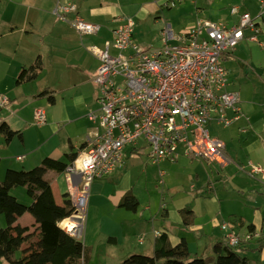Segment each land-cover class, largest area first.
Listing matches in <instances>:
<instances>
[{
    "label": "crops",
    "instance_id": "crops-1",
    "mask_svg": "<svg viewBox=\"0 0 264 264\" xmlns=\"http://www.w3.org/2000/svg\"><path fill=\"white\" fill-rule=\"evenodd\" d=\"M58 1L75 3L79 14L88 21L99 23L101 30L92 35L80 34L66 20L56 16L55 8ZM162 1L0 0V93L10 99L7 106L0 108V122L6 121L13 130L19 131L21 134L15 136L11 142L1 143L0 180L4 178L8 168L31 169L41 164L45 157L63 160V156L70 149L78 153L86 145L89 136L94 137L102 133L103 129L96 128L93 130V124H98L99 121L93 122L88 117V114L96 112L99 108L97 101L98 86L95 85L96 83L93 80L99 61L88 48L93 45L103 46L107 41H112V29L120 24L124 17H131L135 25L139 24L134 29L137 41L143 47L149 49V46L144 45L149 41L143 38L144 30L140 25H147L149 18L153 15L158 17L160 7L164 8ZM232 6H239L243 12L250 13L254 18L264 23V0H183L173 18L164 19L192 20L206 18L223 20L227 18L229 21L236 18L232 21L233 23L231 22V24H234L238 21V17L230 15ZM73 16V14H70L68 18ZM193 21L195 22V20ZM166 23L167 21H165ZM104 27L107 33L100 34ZM176 33H182V31ZM262 39H264V33ZM243 42L237 46L235 51L227 54L230 56L229 59L235 58L234 53L243 45ZM39 56L43 66L37 76L31 80L17 83V78L23 68L33 64ZM241 64L249 73L252 64L250 62ZM227 69L230 78L231 72L228 67ZM42 75L47 76L44 82L40 79ZM231 78L233 79V76ZM231 86L232 84L229 86L230 90L239 93ZM261 104L264 105V101ZM240 106L248 120L243 118L233 124L236 125L235 131L238 136H230L229 138L231 141L236 139L240 145L235 151L237 155H240V152L243 151L245 162L242 166L247 169L250 161L261 165L262 170L255 175H250L246 169L244 170L248 173L246 175L254 178L248 179L254 184L256 189L254 192L260 194V199H264V109L261 106L253 105V102L248 98H241ZM37 108L45 110L47 120L43 125H39L38 130H34L33 125L30 124L29 126L28 123L29 117L34 119V112ZM243 127L246 128L245 131L241 130ZM34 131H37V134ZM223 141L225 142V155L229 158V162L222 167H227L232 162L231 158L236 156L234 155V147L228 150V144L225 140ZM125 153V160L137 154L130 146L126 148ZM18 157H22V159H18ZM125 164L124 161L112 173L99 178L111 177V180L117 179L116 185L113 186L115 196L114 200H111V204L114 202L118 208L129 211L128 218L123 217L127 226L121 231L122 234L120 235L122 236L108 234L110 236L104 238L107 239L104 243L106 257L110 256L109 258H112L115 262H121L134 253L152 256L160 245L162 235L167 237L169 244L172 246L185 238L191 255L190 246L193 241L191 242L189 234H192L193 238L197 234L199 247H201L204 235H208L210 232L215 234V229L212 227L211 230L210 228L218 224V215L220 214L223 216L229 215L227 222H232L233 228L239 234H242L244 230L245 233L249 232L248 225L253 224L255 229L253 232L257 236L250 242L245 243L242 246L243 249H237V251L242 256L247 257L250 264L254 259L256 264H264V247L258 249V241L264 233V202L261 203L259 198H256V196L248 199L237 197V199L244 200L239 201L240 204L234 208L232 205H225L222 198L218 197L217 194H213L211 191L215 190V186L211 185L207 187L208 191L190 195L188 198L185 197L186 200L182 204L165 209L159 226L146 227L143 221H137L135 218L138 207L136 210H130L122 206V198L128 193H133L131 182H126V179H124L127 174L124 171L126 170ZM242 166L238 167L237 165V168L240 170ZM46 176L51 180L56 202L62 205L65 200L64 196L67 193L71 194L76 186V181L74 182L73 178L70 180L65 172L54 170H49ZM114 176H116V179H114ZM118 178H120L119 181ZM99 184L95 180L92 182L88 202H91L93 196L102 192ZM238 187H240L239 191L242 193L247 188L244 184L238 185ZM258 188L260 190H257ZM22 197L23 200L21 201H26L24 200L26 197L24 195ZM29 198L31 199V197ZM66 198H69V196ZM248 200L250 202H246ZM252 201L257 203L260 201L261 205L256 206L252 204ZM184 208L191 210L192 213V222L189 225L183 223L181 209ZM132 212L135 213L131 215ZM153 219L152 217L151 220ZM17 223L22 226H30L31 231H34L38 225L34 216L29 212L18 217ZM6 225L5 215L0 214V228ZM92 226L94 227V223ZM92 226L86 224L82 234V237H84L82 242L88 249L93 246V248L99 247L97 246L98 241L95 240L97 235ZM156 231H159V234H156ZM210 239L212 242L208 244L209 247L205 248L209 249V255L212 256V249L217 243H222V248L226 245L224 241L225 232L223 231L213 238L210 237ZM123 240V247L119 250L118 246ZM205 245H207V242H205ZM111 248H115V250L112 251ZM196 251H198V255L205 254V251ZM252 253L258 256L253 258ZM98 254L96 253V255ZM89 256L88 263H91V250ZM0 264L11 263L4 257H0Z\"/></svg>",
    "mask_w": 264,
    "mask_h": 264
},
{
    "label": "built area",
    "instance_id": "built-area-1",
    "mask_svg": "<svg viewBox=\"0 0 264 264\" xmlns=\"http://www.w3.org/2000/svg\"><path fill=\"white\" fill-rule=\"evenodd\" d=\"M179 1L183 0H163L162 6L172 7ZM230 12L238 17L234 24L197 19L186 31L176 33L166 23L163 44L156 49L143 47L134 35V20L124 17L112 29V41L88 48L99 61L93 75L99 89V108L88 117L99 121L103 131L87 138L65 170L68 178L76 181L70 194L74 211L61 223L71 235L82 237L92 182L122 165L129 146L134 153L146 151L156 164L164 160L176 163L182 157L222 166L229 162L225 142L211 134L209 125L228 127L248 117L240 106L239 93L229 89L231 81L223 56L235 51L244 40L264 47V23L239 6H233ZM55 14L82 35L101 30L99 23L83 18L73 2L58 1ZM70 14L74 16L68 18ZM9 103V97L0 93V108ZM34 120L38 125L46 122L43 108L35 110ZM249 165L250 175L262 170L259 164L250 161ZM69 223L74 226L70 228ZM233 227L232 222L221 223L228 246L237 247L257 236L250 231L239 234Z\"/></svg>",
    "mask_w": 264,
    "mask_h": 264
},
{
    "label": "rangeland",
    "instance_id": "rangeland-1",
    "mask_svg": "<svg viewBox=\"0 0 264 264\" xmlns=\"http://www.w3.org/2000/svg\"><path fill=\"white\" fill-rule=\"evenodd\" d=\"M180 3L181 1L171 8L160 7L158 17L157 15H153L149 18L147 25H140L144 30L143 38H146L149 41V43L144 45L149 46V49H156L162 46V30L164 29L165 21H167V23H171L176 32L186 31L189 27L196 23L197 19H164L173 18V15L177 12V8ZM193 20H195V22ZM230 20L228 21L227 18L223 19V21H228L227 23L231 24V22L236 20V18ZM136 26L138 27L139 24L134 25V28H136ZM104 33H107L105 27L102 29L100 34ZM234 56V59H229V55L223 56L224 64L231 72V88L239 91L241 98H248L253 102V105L259 107L261 106L264 109V105L261 104V102L264 101V47H261L257 42L244 40L243 45L238 48V51L234 53ZM243 62H250L252 64L253 67L250 66L249 73L243 68L241 64ZM232 76L233 79L231 78ZM46 78V75H42L40 79L44 82ZM28 124L29 126L30 124L33 125L34 130H38L39 125L35 123L34 119H30L29 117ZM96 128H100L101 130L103 129L99 122L98 124H93V130ZM209 128L213 136L220 137L226 141L228 144V150L229 148L234 147V155L236 157L231 158L232 162L227 167H222V165L218 162H207L202 159H191L187 157H182L176 163L163 161L160 164H155L148 158L147 152L145 151L132 155V157L128 160H125L126 170L124 171L127 172V174L124 176V179H126V182H131L132 192L138 197L139 201L138 211L135 215L137 221H143L146 224V227H157L160 225L165 209L173 208L174 206L182 204L186 200L185 197L188 198L190 195H196L208 191L207 187L211 185L215 186V190L211 192L222 198L225 205H232L234 208L240 204L239 201L244 200L237 199V197L248 199L256 196V198L261 200V203L264 202V199H260V194L254 192L256 191L254 184L248 180L254 178L246 175L247 172L245 170H239L237 168V165L240 167L244 164L243 162H245V159L243 151L240 152V155L235 153L236 148L240 147L237 140L234 139L235 141H231L229 138L230 136L237 135L235 131L236 125L224 127L217 123H212L209 125ZM34 133L37 134V131H34ZM5 141V136L0 134L1 149V143ZM63 160H67L65 156H63ZM247 166L246 170L249 169V165ZM17 169H21V167H17ZM161 170L164 171L163 175H161ZM110 178L111 177H105L103 179L95 180L96 183H100L99 186L102 192L96 196L92 195L93 197L91 202H88L90 188L87 192L83 231L86 224L88 226H92L94 223V227H92L95 229V233L97 235L95 240L98 241L97 246H99L95 248H93V246L90 247L91 249H87L88 251H92V258L90 259L91 263L87 264H121L122 262H115L112 258H109L110 256L106 257L105 253L106 248L104 243H106L107 239L104 238L110 236L108 234H119V236H122L120 235L122 234L121 231L127 226L126 220L124 221L123 217L128 218L129 216L128 210L118 208L117 204L114 202L111 204V200H114L115 196V193H113V186L116 185L115 182L117 179L116 176H114V179L116 180H111ZM119 180L120 178H118V181ZM242 184L247 186L246 191L244 190L243 193L239 191L240 187H238V185ZM257 190L260 189L258 188ZM11 193L18 196L20 201L23 200L22 196L24 195L26 197L24 200L26 201L22 202H27L26 204H30L32 202V199H30V196L26 193V189L22 186L13 188ZM246 202H250V200ZM261 203L260 201H258V203L252 201V204H255L256 206H260ZM133 213L135 212H132L131 215H133ZM218 216V224L211 226L210 228L211 230L213 228L215 229V234L210 232L208 235H204V237H202L201 247H199L197 234L195 235V238H193L192 234H189L191 242L193 241L190 246L192 250L189 258L190 260L198 257H204L206 259L214 256L215 258L217 257L214 249L215 246L212 249V256L209 255L210 251L206 248L208 244L212 242L210 237L213 238L223 232V230L220 229V224L223 221L227 222V219L229 218V215L223 216L219 214ZM152 217L154 218L153 220H151ZM242 234H246L245 230ZM83 238L84 237H81L80 240L83 241ZM123 242L124 240L119 244V250L123 247ZM205 242H207V245H205ZM111 250L113 251L115 248H111ZM196 250L205 251V254L198 255V251ZM96 253L99 254L96 255ZM252 255L254 256L253 258L258 256L254 253H252ZM207 264H214V262L211 260V262H208ZM252 264H256L255 259L252 260Z\"/></svg>",
    "mask_w": 264,
    "mask_h": 264
},
{
    "label": "trees",
    "instance_id": "trees-1",
    "mask_svg": "<svg viewBox=\"0 0 264 264\" xmlns=\"http://www.w3.org/2000/svg\"><path fill=\"white\" fill-rule=\"evenodd\" d=\"M40 56L36 61L24 67L20 72L17 83L35 78L42 69ZM0 134L11 142L15 136H20L19 131L13 130L6 121L0 122ZM78 153L70 149L65 154L67 160L45 157L41 164L31 169L8 168L3 180H0V214L5 215L7 225L0 228V257H4L11 264H87L89 251L83 242L71 235L61 225L62 221L69 217L74 206L70 195L67 193L63 204L55 200L51 180L46 176L49 170L65 172L66 167L72 162ZM22 186L31 197L32 202L26 204L11 193L12 189ZM69 198H66L68 197ZM138 198L133 193H128L122 200V206L130 210L138 207ZM26 212L31 213L37 226L31 231L30 226H22L17 223L18 217ZM183 223L189 225L192 222L191 210L181 209ZM250 232H253V224H249ZM160 245L155 254L150 256L134 253L121 262V264H250L249 259L237 251L246 242L237 247L222 243L215 245L217 257L206 259L198 257L190 258L188 242L185 238L172 246L167 237H160ZM264 247V233L258 241V249ZM243 249V248H242Z\"/></svg>",
    "mask_w": 264,
    "mask_h": 264
},
{
    "label": "water",
    "instance_id": "water-1",
    "mask_svg": "<svg viewBox=\"0 0 264 264\" xmlns=\"http://www.w3.org/2000/svg\"><path fill=\"white\" fill-rule=\"evenodd\" d=\"M77 179H78V182H79L80 179H81V174H78V175H77Z\"/></svg>",
    "mask_w": 264,
    "mask_h": 264
},
{
    "label": "bare ground",
    "instance_id": "bare-ground-1",
    "mask_svg": "<svg viewBox=\"0 0 264 264\" xmlns=\"http://www.w3.org/2000/svg\"><path fill=\"white\" fill-rule=\"evenodd\" d=\"M74 225L73 223H69V227L72 228Z\"/></svg>",
    "mask_w": 264,
    "mask_h": 264
}]
</instances>
